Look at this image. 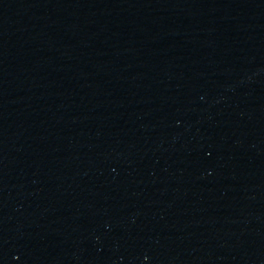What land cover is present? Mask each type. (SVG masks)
<instances>
[{
    "label": "water",
    "instance_id": "95a60500",
    "mask_svg": "<svg viewBox=\"0 0 264 264\" xmlns=\"http://www.w3.org/2000/svg\"><path fill=\"white\" fill-rule=\"evenodd\" d=\"M0 264H264V0H0Z\"/></svg>",
    "mask_w": 264,
    "mask_h": 264
}]
</instances>
